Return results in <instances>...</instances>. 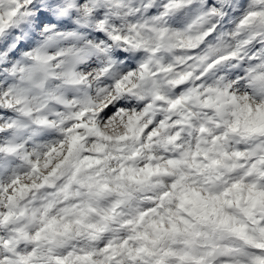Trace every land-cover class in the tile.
<instances>
[{"label": "clouds", "instance_id": "obj_1", "mask_svg": "<svg viewBox=\"0 0 264 264\" xmlns=\"http://www.w3.org/2000/svg\"><path fill=\"white\" fill-rule=\"evenodd\" d=\"M0 264H264V0H0Z\"/></svg>", "mask_w": 264, "mask_h": 264}]
</instances>
